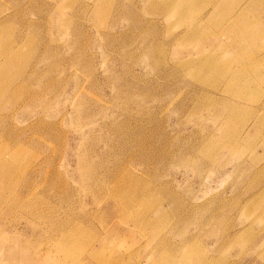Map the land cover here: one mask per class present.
Instances as JSON below:
<instances>
[{
  "label": "rangeland",
  "instance_id": "rangeland-1",
  "mask_svg": "<svg viewBox=\"0 0 264 264\" xmlns=\"http://www.w3.org/2000/svg\"><path fill=\"white\" fill-rule=\"evenodd\" d=\"M0 264H264V0H0Z\"/></svg>",
  "mask_w": 264,
  "mask_h": 264
},
{
  "label": "bare ground",
  "instance_id": "bare-ground-1",
  "mask_svg": "<svg viewBox=\"0 0 264 264\" xmlns=\"http://www.w3.org/2000/svg\"><path fill=\"white\" fill-rule=\"evenodd\" d=\"M237 17V16H236ZM211 21V20H210ZM237 22V21H236ZM226 35V34H225ZM237 71V70H236ZM251 72V71H250ZM232 155V154H231ZM65 239V238H64ZM74 240V239H73ZM78 246H80V245H78Z\"/></svg>",
  "mask_w": 264,
  "mask_h": 264
}]
</instances>
